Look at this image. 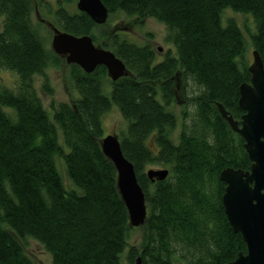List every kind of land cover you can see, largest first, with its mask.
I'll list each match as a JSON object with an SVG mask.
<instances>
[{"label": "trees", "instance_id": "16d2710c", "mask_svg": "<svg viewBox=\"0 0 264 264\" xmlns=\"http://www.w3.org/2000/svg\"><path fill=\"white\" fill-rule=\"evenodd\" d=\"M56 0H0V69L16 74L0 80V264H35L19 240L31 236L51 254V264H218L246 250L222 202V168L247 169L243 137L221 115L216 101L239 119V85L249 81L250 49L264 66V0H102L108 19L118 12L154 17L174 46L157 58L148 42L125 30L98 32L90 16ZM76 1V0H75ZM46 8L48 23L77 35L90 34L125 63L128 74L113 80L104 65L84 71L68 64L72 101L42 102L52 94L47 69L61 55L47 45L33 16ZM249 13L243 27L223 10ZM50 15V16H51ZM249 39V40H248ZM178 77V78H177ZM194 86L185 95L181 125L172 108L176 79ZM116 106L125 120L118 131L145 194L147 215L140 247L130 245L128 211L116 185V169L100 146L103 114ZM60 134L61 140L60 141ZM175 138H177L175 140ZM62 158L67 185L57 167ZM167 167L151 180L145 167Z\"/></svg>", "mask_w": 264, "mask_h": 264}, {"label": "water", "instance_id": "95a60500", "mask_svg": "<svg viewBox=\"0 0 264 264\" xmlns=\"http://www.w3.org/2000/svg\"><path fill=\"white\" fill-rule=\"evenodd\" d=\"M76 7L86 12L97 24L107 21L109 9L102 0H76ZM51 25L52 50L65 61L92 71L98 64L106 67L111 79L128 74L123 60L113 50L96 45L90 34L77 35ZM249 81L239 85L238 104L243 112L235 119L216 101L221 115L231 128L243 137V146L251 161L249 168L226 166L219 177L225 182L222 202L233 231L240 232L246 244L229 260L218 264H264V66L257 49H251L248 63ZM102 152L114 164L116 185L128 211L129 225L140 226L147 215L145 194L138 182L133 163L124 155L118 134L108 132L100 137ZM167 167H149L145 173L151 180L164 179ZM134 264H141L140 256Z\"/></svg>", "mask_w": 264, "mask_h": 264}, {"label": "rangeland", "instance_id": "374dc122", "mask_svg": "<svg viewBox=\"0 0 264 264\" xmlns=\"http://www.w3.org/2000/svg\"><path fill=\"white\" fill-rule=\"evenodd\" d=\"M48 1L55 7L56 0H45ZM65 6L70 11H74L76 9V1L73 0L72 2L65 3ZM44 14H46V8L38 9L33 16L34 22L37 24L38 21L44 18ZM51 15V14H50ZM49 17L51 18L52 15ZM223 18L228 16H232L242 27L246 37V28L253 29L254 28V21L253 17L249 13L241 12V11H234L230 8H226L223 10ZM49 17H45V20H41L42 23L37 24L39 26L41 35L44 37L48 46L51 47V36L53 33L52 27L48 24L50 21ZM125 30L126 36L138 43H150L152 47L156 51L157 58L163 56L167 49L174 50V46L167 42L166 37V28L165 25L157 20L154 17L146 16L142 19L137 18L136 16H129L123 12H118L114 16L110 17L108 21L103 24H99L97 26L98 32L104 33L107 30ZM106 39L105 36H101L98 40L94 41L96 45H101L102 40ZM249 40V39H248ZM249 61L251 60V53L250 49L248 52ZM61 62L58 66H50L47 69V75L49 77L51 86L54 88V92L52 94H46L40 90V84L42 81V77L40 75H34V84L37 86L38 91L40 93L43 105L50 110L51 109V102L53 101L56 104L58 101H72L76 96V90L72 88L70 85V81L68 78V63L65 61V57H61ZM178 78V77H177ZM0 80L8 85H13L16 81V74L14 71L10 69H0ZM177 81V97L172 104V108L178 116V123L173 128L172 134L174 136L177 135L180 125H181V111L184 108V101L185 95L188 94V89L194 88V86L185 85L182 79H176ZM103 132L104 134L108 132H116L118 133L119 129L125 126V120L120 113L119 109L116 106H112L108 111H106L103 116ZM177 138H175L176 140ZM60 141L61 134H60ZM57 167L61 171L63 176L64 182L69 185L70 181L66 177L64 171V162L62 158H57ZM149 167H160L157 164H148L146 165L145 169ZM143 240V228L141 226H132L129 229V235L127 239V246L121 253V256L124 257L128 247L130 245H135L140 247L141 241ZM24 247L25 252L30 256V258L34 261L35 264H51V254L49 251L44 247V245L38 241L37 239L27 236L21 240H19Z\"/></svg>", "mask_w": 264, "mask_h": 264}, {"label": "flooded vegetation", "instance_id": "af4514ba", "mask_svg": "<svg viewBox=\"0 0 264 264\" xmlns=\"http://www.w3.org/2000/svg\"><path fill=\"white\" fill-rule=\"evenodd\" d=\"M41 20H45L44 18L41 17ZM176 87H177V82H176ZM175 92L177 93V89L175 88ZM177 97V95H176Z\"/></svg>", "mask_w": 264, "mask_h": 264}]
</instances>
